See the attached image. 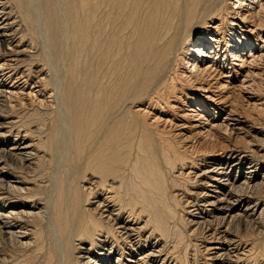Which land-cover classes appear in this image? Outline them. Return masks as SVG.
<instances>
[{
  "label": "bare ground",
  "instance_id": "1",
  "mask_svg": "<svg viewBox=\"0 0 264 264\" xmlns=\"http://www.w3.org/2000/svg\"><path fill=\"white\" fill-rule=\"evenodd\" d=\"M0 102V264H264V0H0Z\"/></svg>",
  "mask_w": 264,
  "mask_h": 264
},
{
  "label": "rangeland",
  "instance_id": "2",
  "mask_svg": "<svg viewBox=\"0 0 264 264\" xmlns=\"http://www.w3.org/2000/svg\"><path fill=\"white\" fill-rule=\"evenodd\" d=\"M36 51H37V49H36ZM231 60V59H230ZM33 81H35V78L33 79ZM32 81V82H33ZM31 85H33L32 83L29 85H26V87L24 86V88L23 89H21V90H19V91H21V95L23 96V97H26V98H24V102H28L30 105L32 104V102H33V104H32V106H30V107H34L33 109H36V110H40V109H47L48 111V125H47V127L49 128V125H50V120H51V118H53L54 119V117L56 116V118L55 119H57V117L59 116V107L57 106L58 104H55V102H54V100H53V96L52 95H54L53 93L51 94V92H49V91H45V92H43V91H41L40 93H37L36 92V88H31L30 86ZM19 87H21V85L19 86ZM31 90V92L32 93H30V95H28L27 96V94L29 93V91ZM51 95V96H50ZM50 96V97H49ZM187 96H189V95H187ZM238 100V99H237ZM41 102V103H40ZM44 104V105H43ZM41 105V106H40ZM55 106V107H54ZM56 106H57V109L58 110H56ZM4 108H5V110H7L8 108H6V107H3L2 105H1V102H0V116H3L4 114ZM55 108V109H54ZM24 109H22L21 111H18V115L20 114V113H22L23 114V111ZM23 111V112H22ZM54 111V112H53ZM56 112V113H55ZM58 112V113H57ZM21 114V115H22ZM51 114V115H50ZM53 114H54V117H53ZM56 114V115H55ZM58 114V115H57ZM50 116V117H49ZM224 116V115H223ZM262 117H264V116H262L261 115V119H262ZM250 124V123H249ZM14 131L15 130H12L11 132L12 133H10V135H9V137H8V140L10 141V140H12L13 138H15L14 137ZM61 142V141H60ZM262 145H264V144H262ZM58 148H59V150H58ZM263 149H264V147H262ZM64 149H66L65 151H64ZM62 150L64 151V152H66L68 155H69V153H68V149L65 147V146H63L62 147V145H60V146H57V148L55 149V151H53L52 152V154H48L47 155V157H46V160L45 161H43L42 163H43V168L42 169H40V171H38V173L36 172V174H38V176H39V180H42V178L43 177H49L50 179H51V177H54L52 180H54L55 178H56V180H59L60 178H62V179H65V180H63V182H64V185H70V183H71V180L74 178V176H73V174H72V172H71V169H68L69 167H70V162H69V160L70 159H68L67 160V157L69 158L70 157V155L68 156L66 153H62ZM61 151V152H60ZM47 153H49V152H47ZM61 153V154H60ZM55 154V155H54ZM64 154V155H63ZM66 154V155H65ZM52 156V157H49V156ZM60 155V156H59ZM66 156V157H64L63 158V156ZM60 158V159H58V158ZM52 158V159H51ZM63 158V162L61 161V159ZM54 159V160H53ZM66 159V160H65ZM262 159H263V161H264V157H262ZM56 160V161H55ZM64 160L66 161V162H64ZM60 161H61V163H60ZM68 162H69V166H67V164H68ZM12 163H13V166H17V167H19V163L16 161V160H13L12 161ZM17 163V164H16ZM15 164V165H14ZM263 166H264V163L262 162L261 163ZM64 167V168H63ZM20 172H23L24 170H20V169H18ZM11 171V170H10ZM186 172H187V170H186ZM264 172V167L263 168H258V174H262ZM43 175V176H42ZM63 175V176H62ZM59 178V179H58ZM70 178H71V180H70ZM69 181V183H68V181ZM84 180L85 181H80V185H84V188H87L88 186H87V177L86 178H84ZM67 181V182H66ZM48 183H50V182H48ZM67 183V184H66ZM49 185V184H48ZM48 185L46 186V188L44 189L45 190V192L46 191H48ZM189 187V186H188ZM83 192H85L86 193V191H83ZM177 196V195H176ZM177 199V201H178V204H180L181 206H184L183 204H184V199L183 198H181L180 199V197H177L176 198ZM181 202V203H180ZM182 217H184V218H187L188 217V214L187 213H183L182 214ZM184 223V222H183ZM180 224V223H179ZM178 227H180L181 229H182V231H183V234H184V239H183V242H182V246H180V247H177V248H175V250L174 251H176V249H178L179 251L180 250H182L183 249V245L185 244V242H190V244H192V245H195L196 247V249L198 250L197 252H196V249L194 248V246H190V247H192V249L191 248H189L188 249V252H187V255L185 256V258H184V262L187 264V263H190V262H192L193 263V261H198V262H196L197 264H202L203 262H208V261H206L205 260V257L204 256H206L205 255V252H203V229H201L202 227H200V228H197L196 227V233H195V231L192 233L193 235H191L190 234V232L188 231V230H190L189 229V227L188 226H186L185 224H180V225H178ZM198 231V232H197ZM202 231V232H201ZM189 232V233H188ZM197 233L199 234V235H197ZM244 232H242V234H243ZM195 234L197 235V236H195ZM199 237V238H198ZM198 238V239H197ZM186 239V240H185ZM154 239H152V240H150V241H153ZM195 240H197V241H195ZM202 240V241H201ZM169 243V242H168ZM200 244H201V247H200ZM139 245H140V247L139 248H142V246L144 247V242H141V243H139ZM145 245H147L146 243H145ZM199 246V247H198ZM129 247V246H128ZM122 248V247H121ZM193 248H194V250H195V254H191L192 253V250H193ZM146 249V248H145ZM144 249V250H145ZM191 249V250H190ZM177 250V251H178ZM190 250V251H189ZM200 250H202V252L200 253ZM176 251V252H177ZM178 251V252H179ZM175 252V254H177ZM199 252V253H198ZM172 253L174 254V252L172 251V252H170V255H172ZM204 253V254H203ZM199 254V255H198ZM202 254V255H201ZM193 255H195V256H193ZM196 255H198V256H196ZM137 256V253L135 254V257ZM193 256V257H192ZM201 256H203V258L204 259H202V257ZM196 259V260H193V259ZM191 259H192V261H191ZM198 259V260H197ZM200 260V261H199ZM189 261V262H188ZM202 261V262H201ZM149 262H151V261H149ZM149 262L147 263V264H149ZM184 262H182L181 264H185ZM200 262V263H199ZM134 264V263H133Z\"/></svg>",
  "mask_w": 264,
  "mask_h": 264
}]
</instances>
